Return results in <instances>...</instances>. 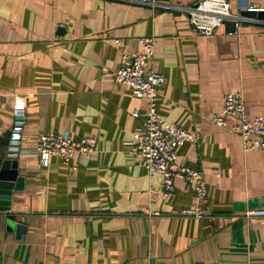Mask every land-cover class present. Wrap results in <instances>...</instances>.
I'll return each instance as SVG.
<instances>
[{
	"label": "crops",
	"instance_id": "obj_1",
	"mask_svg": "<svg viewBox=\"0 0 264 264\" xmlns=\"http://www.w3.org/2000/svg\"><path fill=\"white\" fill-rule=\"evenodd\" d=\"M195 1L0 0V159L13 106L26 108L0 264H264V217L244 214L264 207V150L244 151L238 133L211 121L227 92L247 118H264V19L198 36L178 9ZM249 6L264 10V0H230L232 13ZM143 35L157 38L150 67L164 77L157 113L195 134L176 152L201 170L205 200L183 179L162 195L128 151L147 100L113 72ZM48 131L93 136L96 149L42 167L34 148ZM193 207L203 215L183 212Z\"/></svg>",
	"mask_w": 264,
	"mask_h": 264
},
{
	"label": "built area",
	"instance_id": "obj_2",
	"mask_svg": "<svg viewBox=\"0 0 264 264\" xmlns=\"http://www.w3.org/2000/svg\"><path fill=\"white\" fill-rule=\"evenodd\" d=\"M178 9L186 14L191 30L198 36H211L225 20L233 21L235 26L241 21L252 20L248 15L232 13L230 0H197ZM247 10L258 11L252 6L247 7ZM114 41L121 42L120 39ZM137 42L140 49L123 52L120 67L113 72L116 82L128 86L133 96L147 100L144 119L127 142L128 151L137 158L138 165L144 168L149 180L154 177L159 179L158 191L162 195L167 196L171 192L174 179H183L193 186L200 200H205L207 188L201 170L180 162L176 152L177 146L193 142L195 134L165 120L157 113V90L164 83L163 75L150 67L157 38L143 35L137 38ZM223 99L221 111L213 114L211 121L219 127L238 133L244 151L264 150V118H247L244 101L236 94L227 92ZM25 115L24 104L13 106L8 154L14 157L22 151L20 143ZM132 115L136 116L137 112H132ZM229 118L234 120L232 124L228 123ZM95 149L96 138L93 136L75 140L68 132L48 131L38 135L34 151L38 154L40 165L47 167L51 157H57L68 165L75 153L87 161ZM153 190L150 187V191ZM183 212L197 217L203 215L201 210L194 207ZM244 214L247 217H264V207L248 209Z\"/></svg>",
	"mask_w": 264,
	"mask_h": 264
},
{
	"label": "water",
	"instance_id": "obj_3",
	"mask_svg": "<svg viewBox=\"0 0 264 264\" xmlns=\"http://www.w3.org/2000/svg\"><path fill=\"white\" fill-rule=\"evenodd\" d=\"M246 10L241 12L242 15L254 14L264 19V10ZM235 25V23L232 21ZM7 154L0 159V213H5L9 210L10 200L13 191L20 190L22 188V177L18 175L17 159L16 157ZM5 226L9 230L17 228V231L21 227L17 226L11 219L5 220Z\"/></svg>",
	"mask_w": 264,
	"mask_h": 264
}]
</instances>
